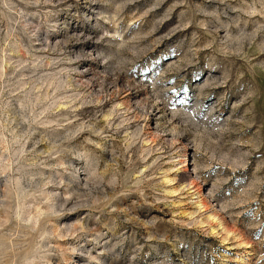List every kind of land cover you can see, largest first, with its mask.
<instances>
[{"label": "rangeland", "instance_id": "rangeland-1", "mask_svg": "<svg viewBox=\"0 0 264 264\" xmlns=\"http://www.w3.org/2000/svg\"><path fill=\"white\" fill-rule=\"evenodd\" d=\"M0 264H264V0H0Z\"/></svg>", "mask_w": 264, "mask_h": 264}, {"label": "bare ground", "instance_id": "bare-ground-1", "mask_svg": "<svg viewBox=\"0 0 264 264\" xmlns=\"http://www.w3.org/2000/svg\"><path fill=\"white\" fill-rule=\"evenodd\" d=\"M166 180L170 182L172 179H169L168 176H167V177H166ZM193 186H194V187H198V186L195 185V184H194ZM195 190H196V191H195ZM195 190H194V191L197 192L198 194L201 193V192H199V189L195 188ZM199 197H200V196H199ZM198 203H199V206H196V208H197V207H201V206L204 205L201 199L198 200ZM215 217H216L215 215H211V216H209V217H207V218H208V219H209V218L214 219ZM215 220H216V218H215ZM217 221H219V220H217Z\"/></svg>", "mask_w": 264, "mask_h": 264}]
</instances>
